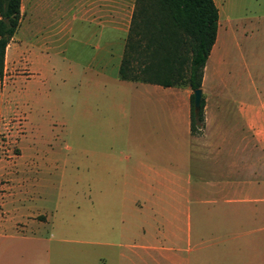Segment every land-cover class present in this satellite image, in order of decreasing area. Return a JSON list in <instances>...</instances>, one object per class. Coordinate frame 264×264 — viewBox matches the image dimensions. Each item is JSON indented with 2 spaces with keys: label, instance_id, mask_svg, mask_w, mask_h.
<instances>
[{
  "label": "crops",
  "instance_id": "1",
  "mask_svg": "<svg viewBox=\"0 0 264 264\" xmlns=\"http://www.w3.org/2000/svg\"><path fill=\"white\" fill-rule=\"evenodd\" d=\"M39 1L21 0L0 71V115L4 93L25 81L29 95L48 75L44 36L29 42L18 35ZM214 1L218 29L201 80L199 133L190 128L189 85L109 73L122 60L134 0L75 1L76 30L91 47L88 61L101 84L94 106L80 109L92 114L94 131L87 204L68 210L48 203L50 190H0V264H264V93L253 74L243 86L209 63L230 30ZM33 95L35 128L47 130L56 116L69 129L71 109L51 110L44 90Z\"/></svg>",
  "mask_w": 264,
  "mask_h": 264
},
{
  "label": "rangeland",
  "instance_id": "2",
  "mask_svg": "<svg viewBox=\"0 0 264 264\" xmlns=\"http://www.w3.org/2000/svg\"><path fill=\"white\" fill-rule=\"evenodd\" d=\"M75 1L40 0L33 13L32 8L26 12L23 28L18 32L24 41L29 42H36L43 35L42 42L50 47V68L45 83L31 85L29 95L44 90L46 104L51 110L59 107L71 109L69 129L58 120L54 121L56 116H52L53 123L47 130L34 127L38 121V115L33 112L39 109L34 103L37 95L32 96L33 100L29 97L25 81L19 85L18 92L13 87L12 92L4 93L0 115V190H50L48 203L62 202L68 210L87 204L83 192L91 189L88 149L94 131L92 114L80 109L94 106L92 95L101 87L96 80L98 68L88 61L91 47L83 44L82 35L76 30L73 19ZM217 1L223 30H230L220 36V52L217 54L219 49L216 46L209 63L217 70L221 69L225 78L233 74L236 82L241 81L243 86L246 75L253 74L258 80L260 93H264V0ZM32 22L30 29L29 23ZM133 56L131 65L137 71L142 56L139 48L133 51ZM19 69L23 74L28 73L24 64ZM110 69L109 73H117V66L112 72ZM10 72L5 69L6 77ZM139 74L148 77L146 72ZM212 75L215 76L216 72L213 71ZM42 138L44 143L34 147V140ZM66 146L70 148L66 149ZM32 153L36 154L33 159Z\"/></svg>",
  "mask_w": 264,
  "mask_h": 264
},
{
  "label": "trees",
  "instance_id": "3",
  "mask_svg": "<svg viewBox=\"0 0 264 264\" xmlns=\"http://www.w3.org/2000/svg\"><path fill=\"white\" fill-rule=\"evenodd\" d=\"M21 0H0V71L7 43L21 17ZM219 12L214 0H136L118 75L124 79L163 85L201 87L204 66L216 39ZM138 37H137V36ZM139 70L131 65L138 49ZM143 57V58H141ZM148 73L140 77L139 73ZM190 98V128L204 127V96L194 108Z\"/></svg>",
  "mask_w": 264,
  "mask_h": 264
},
{
  "label": "water",
  "instance_id": "4",
  "mask_svg": "<svg viewBox=\"0 0 264 264\" xmlns=\"http://www.w3.org/2000/svg\"><path fill=\"white\" fill-rule=\"evenodd\" d=\"M193 95H194L193 97L194 108L198 110L200 107V101L202 97V88L201 87L194 88Z\"/></svg>",
  "mask_w": 264,
  "mask_h": 264
}]
</instances>
